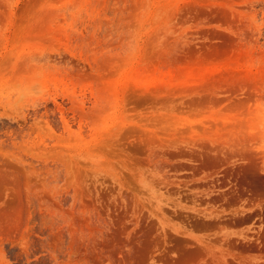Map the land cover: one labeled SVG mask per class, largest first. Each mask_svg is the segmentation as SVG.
<instances>
[{
	"label": "rangeland",
	"instance_id": "374dc122",
	"mask_svg": "<svg viewBox=\"0 0 264 264\" xmlns=\"http://www.w3.org/2000/svg\"><path fill=\"white\" fill-rule=\"evenodd\" d=\"M0 264H264V0H0Z\"/></svg>",
	"mask_w": 264,
	"mask_h": 264
}]
</instances>
